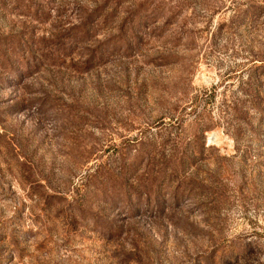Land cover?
<instances>
[{"label": "rangeland", "instance_id": "rangeland-1", "mask_svg": "<svg viewBox=\"0 0 264 264\" xmlns=\"http://www.w3.org/2000/svg\"><path fill=\"white\" fill-rule=\"evenodd\" d=\"M0 264H264V0H0Z\"/></svg>", "mask_w": 264, "mask_h": 264}]
</instances>
